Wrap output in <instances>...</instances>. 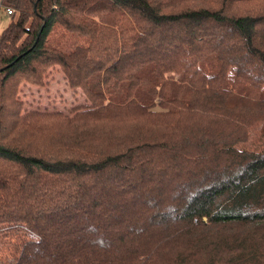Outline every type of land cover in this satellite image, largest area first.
I'll return each instance as SVG.
<instances>
[{"label":"trees","instance_id":"trees-1","mask_svg":"<svg viewBox=\"0 0 264 264\" xmlns=\"http://www.w3.org/2000/svg\"><path fill=\"white\" fill-rule=\"evenodd\" d=\"M3 3L0 264H264V0Z\"/></svg>","mask_w":264,"mask_h":264},{"label":"rangeland","instance_id":"rangeland-1","mask_svg":"<svg viewBox=\"0 0 264 264\" xmlns=\"http://www.w3.org/2000/svg\"><path fill=\"white\" fill-rule=\"evenodd\" d=\"M0 20H2L0 22V30L2 31L4 28L1 27L3 25L6 26L10 20V16L6 14L4 7L0 10ZM52 70L50 76L45 79V85H31L30 88H26L24 90V98L27 100H39L42 103L49 101L56 104V106L70 105L78 98L80 100V97H82L80 90H74L70 87L68 82L64 79L63 72L58 67Z\"/></svg>","mask_w":264,"mask_h":264},{"label":"built area","instance_id":"built-area-1","mask_svg":"<svg viewBox=\"0 0 264 264\" xmlns=\"http://www.w3.org/2000/svg\"><path fill=\"white\" fill-rule=\"evenodd\" d=\"M2 7H4V4H3V1L0 0V9H1ZM5 7H6V6H5ZM6 12H7L8 14H12V13L14 12V10H13V8H11V7H6Z\"/></svg>","mask_w":264,"mask_h":264},{"label":"crops","instance_id":"crops-1","mask_svg":"<svg viewBox=\"0 0 264 264\" xmlns=\"http://www.w3.org/2000/svg\"><path fill=\"white\" fill-rule=\"evenodd\" d=\"M2 1H3V0H2ZM3 4H4V3H3ZM4 8H5V12H6V7H5V5H4ZM0 10H1V9H0ZM6 14L9 15L7 12H6ZM6 20H7V19H6ZM1 21H2V20H0V22H1ZM7 21H8V20H7ZM7 21H6V22H7ZM4 26H5V25H3L1 28H5V27H6V26H5V27H4ZM0 31H1V30H0Z\"/></svg>","mask_w":264,"mask_h":264}]
</instances>
